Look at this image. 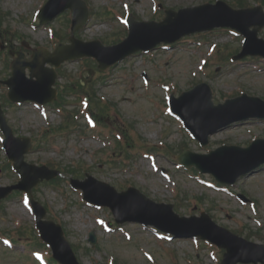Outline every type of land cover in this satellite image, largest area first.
I'll use <instances>...</instances> for the list:
<instances>
[{"label":"rangeland","instance_id":"rangeland-1","mask_svg":"<svg viewBox=\"0 0 264 264\" xmlns=\"http://www.w3.org/2000/svg\"><path fill=\"white\" fill-rule=\"evenodd\" d=\"M111 1L114 3L115 9H121L122 2H127L136 19L149 18L154 20L158 19V17H150L163 15V11H160L162 12L160 13L158 10L154 13L155 15H152L153 3L150 0H87L93 16L83 30L76 32L78 37L86 40L98 38L103 39V42L107 40L113 42L122 38L124 32L121 29L123 27L119 26L116 20L111 18L102 19L96 16ZM213 1L160 0L163 8L170 7L174 9ZM225 1L232 3L233 0ZM258 1L260 0H247L249 6L257 4ZM37 2L38 0H0V9L8 12L0 20V45L4 46L0 52V71L8 70L5 67L4 60L8 59L9 62V56H6L4 49L8 48L10 42L4 45V41L6 40L7 42V39L11 37L13 46L16 49L21 48V40L11 34L14 30L23 35L22 38L28 40L33 47L39 45L50 47V39L46 31L42 27L33 31L27 24L33 10L36 8ZM262 6L264 9V5ZM66 13L64 12L61 15V19L55 20L52 26L55 29L59 28L67 36L66 23L68 15ZM149 34H152V36L156 35L154 33ZM197 35H200V37H190L186 40L187 43L195 44L199 40L201 44H205L204 34L200 33ZM258 35L264 38V27L261 28ZM207 36L213 43H218L217 46L220 48L231 51L239 48L242 38L227 35V32L224 31H212L207 33ZM189 47L192 46L175 43L174 46L168 49H153V52H150L149 55L137 52L117 63L109 75L103 79H94V75L90 82L86 83V85L93 84L97 93L116 107L118 115L114 119H110V115L108 117L104 116V121L109 125L113 122L115 129L118 131H121V129L125 130L127 140L132 145V147L127 148L131 157L128 166L122 168L121 166L100 163L97 158H106L112 151V144L104 146L107 143L103 140L106 139L104 134L101 135L103 139L100 141L93 139L91 133H98L97 131L87 130L88 135L82 139L80 138L81 133L75 129L65 134L53 133L49 130L44 136L45 140L41 141V147L33 146L31 151L25 154V160L34 164L55 160V162L63 166L74 167H76L77 163L83 161L85 165L91 166V174L95 178L108 182L117 190H124L127 184H130L157 202H171L175 204L177 201L176 212L179 214L186 216L191 214L199 215L200 209L206 207L211 209L208 212L217 224L239 235L245 237L248 228L251 231H255L258 225L254 221L247 219L246 214L250 213L247 206L240 203L241 206L235 197H230L223 192L220 193L203 187L189 177L182 169L175 170L173 168L176 162V154L180 151L182 145L200 153L205 152V149H201L194 140L185 139L184 132L171 121L172 115L169 112L168 103L162 97L165 94L164 88L157 82H167L170 80L176 82L179 91H169L167 89L168 96L172 91L178 94L181 90H186L190 84L194 85L197 83L196 80H203L210 85L212 98L215 103L223 102L222 98L225 96L233 97L237 95V90H243L249 95L257 96L264 100V62L259 61L257 58L248 60L245 57L243 58L245 60L240 64L236 62L232 63L230 60H227L223 52L224 56L221 58L217 54L214 56V59L211 57L207 59L211 61L205 67L209 75H203L198 69L203 54L202 50L191 48L189 51ZM255 48L260 49L263 47L257 45ZM21 49L25 51L26 55H30V49ZM60 68L64 72V76L58 78L56 81L58 83L70 82L65 76L67 74L75 78L81 77L82 79H85L87 76V68H83L81 60L65 62ZM144 72L149 76L148 85L144 83L142 78ZM6 75L5 73V75L0 76V79H3ZM94 81H98V83L95 85ZM4 86L0 84V102H2L3 94L6 91V87ZM152 97L153 99L150 100ZM68 100L69 102H75L73 96H69ZM79 106L77 104H70L68 109L72 107L77 109ZM47 108L49 114L47 119H45L37 109L33 108L30 102H23L21 106L7 105L5 117L15 134L37 138L40 137L43 128L49 125H57L61 120L60 114L52 106L48 105ZM212 122L205 128L216 126L220 120L213 124ZM81 123L85 124L83 119ZM129 124H131V130L128 127ZM178 125H180L179 122ZM165 132H167L166 136L164 135ZM253 135L264 137V120H247L224 127L210 136V145L208 146L214 148L223 142L245 146L250 142ZM136 140L143 142V144H149V146H158L160 150L166 149L167 146L172 148L168 154L160 152V155L157 156V162L161 168L169 170L171 174L173 170L174 178L177 181V189L180 191V197L175 198L171 194V182L161 177L159 172H154L151 169L148 160L143 158L141 154V149L145 147L140 148L141 146H137ZM139 141L137 142L138 145H140ZM159 141H163L164 145L159 144ZM99 149L101 150L95 155L93 152ZM78 157L80 160H78ZM75 160L76 163L71 164ZM0 161H5L1 149ZM6 172L7 176L5 175ZM9 173L8 170H5L4 173L0 174V185H6L15 181L14 177H10ZM205 175L204 177L211 178L209 174ZM65 177L66 179L68 178L66 175ZM237 183L239 185L236 188L242 189L240 191L250 194L252 198L257 200L260 217L264 223V166L252 174L240 178ZM37 186H41L40 196L44 199L47 197L49 201L55 202L58 211L63 210V207H65L62 219H64L63 225L66 237L70 244L78 245L76 256L80 264H106L107 258H114L116 264H212L207 251H200L196 255L195 245L189 238H175L169 242L158 240L153 235L150 227L144 228L142 225L133 222H125L122 224L123 227L120 228L131 234L129 240L125 238V235L119 228L113 229L111 232H104L96 225L94 218L95 216L110 218L111 215L107 209L98 210L93 207L89 208L81 203L78 200L79 195L68 189L66 183H61L63 189L60 192L51 184L46 185L42 183V185L38 184ZM202 193L206 195V205L197 206L195 210L192 209V198ZM2 202L5 206V217L0 218L1 228H13V220L15 218L23 220L24 225H32L31 217L28 213L24 212L18 197L6 198ZM128 205L129 207L123 208V217H138L143 214L149 219L160 218L159 212L147 209L139 205V202H131ZM238 220L244 221L245 226H248V228H240ZM90 230H95L97 242L95 247L88 248L86 237ZM250 239L258 241L256 236L250 237ZM25 241L28 242L29 240ZM200 245L204 246L208 244L201 240ZM1 247L2 244L0 243V254L3 259L1 264L27 263L25 258L27 256L18 258L16 255H7L6 251ZM19 249V246L14 248L15 251H19ZM142 249L149 250L153 254L154 263L145 258ZM211 250H209L211 254H215L216 250Z\"/></svg>","mask_w":264,"mask_h":264},{"label":"water","instance_id":"water-1","mask_svg":"<svg viewBox=\"0 0 264 264\" xmlns=\"http://www.w3.org/2000/svg\"><path fill=\"white\" fill-rule=\"evenodd\" d=\"M75 10L78 11V7L76 6L75 7ZM237 13H242V12H237ZM264 23V20L262 22L259 23V26H261L262 24ZM222 23H217V24H212V25H209V26H202L200 27V29H204L206 27H212L213 25H220ZM233 26H236L237 28H239L240 30H242L244 33H246V35L248 36V42L250 41V38H255L256 36V31H257V28H255L252 32H247L243 27H241L240 25L238 24H232ZM89 53H93L95 54L100 60H103L102 57L97 54L96 52L94 51H90ZM51 83V81L48 83V85ZM194 93H188L186 95H188L189 97L191 96H194L192 95ZM191 95V96H190ZM185 96V95H183ZM190 99V98H189ZM232 102H237L236 100L235 101H232ZM232 102H227L226 104H230ZM189 103H191L189 105L188 108H186L185 110L181 109L178 105H176L175 103L173 104V108L175 111H177L181 116L182 118L185 120L186 124L191 128V130L198 136L200 137V130L198 129V127L200 125H202V123H206L208 121V119L212 116V110H211V105H210V94L209 92H205L204 95H203V98H200L196 101H189ZM248 106H252L253 104H250V103H254L253 101L251 100H248ZM225 106V105H224ZM224 106H219L218 108H222ZM250 116H264L263 113H260V112H257V111H249L247 113H239V114H236V115H233V116H230L226 121H225V124H229L235 120H239V119H245V118H248ZM205 135H207L206 133H204ZM231 149V148H230ZM235 150H239V149H236V148H233ZM25 150V148L23 149ZM219 152L216 151V153ZM236 152V151H235ZM239 153H249L251 152V148L250 149H245V150H242L240 149V151H238ZM183 162L185 163H189L183 159H181ZM261 162H264V156L263 157H259V158H256L255 160H253L252 162L248 163L247 165H241V166H237L234 168V171L232 173V176L230 179H225L222 177L219 169L218 170H212L213 173L222 181H229V180H233L234 177L238 176L239 174L245 172V171H248L250 170L251 168L257 166L258 164H260ZM237 161L235 160H219V165H220V168L221 169H231L233 168L235 165H237ZM89 198L90 199H93L90 195H89ZM114 207V206H113ZM144 222H148V221H145L143 220ZM149 223H152V222H149ZM196 233H201L200 231H197ZM201 235L205 236V237H209L211 238L212 240L216 241L217 243H221L223 244L220 240L214 238V237H211L209 235H206V234H203L201 233ZM236 260H239V261H247L246 258H244L243 255H240L236 258Z\"/></svg>","mask_w":264,"mask_h":264}]
</instances>
